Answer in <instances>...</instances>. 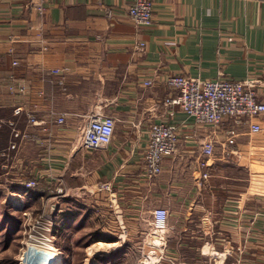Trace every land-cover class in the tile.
Masks as SVG:
<instances>
[{"label":"crops","instance_id":"crops-1","mask_svg":"<svg viewBox=\"0 0 264 264\" xmlns=\"http://www.w3.org/2000/svg\"><path fill=\"white\" fill-rule=\"evenodd\" d=\"M134 1L0 0V119H16L20 109L19 127L38 139L21 147L13 176L45 183L50 172L71 191L89 193L111 183L110 200L100 193V242L114 252L154 264H212V254L225 255V264H264V115L254 120L263 128L257 135L248 121H224L210 178L198 187L199 142L213 129L161 106L174 74L256 81L264 102V0H151L153 24L142 30L127 17ZM55 68H68L64 89L49 82L58 79L49 75ZM50 112L64 114L65 124L28 125L27 115L43 121ZM98 112L116 119L112 142L81 150V130ZM161 121L175 126L181 141L149 179L142 158L149 127ZM230 129L237 136L229 146ZM158 208L169 213L160 233L151 225Z\"/></svg>","mask_w":264,"mask_h":264},{"label":"built area","instance_id":"built-area-1","mask_svg":"<svg viewBox=\"0 0 264 264\" xmlns=\"http://www.w3.org/2000/svg\"><path fill=\"white\" fill-rule=\"evenodd\" d=\"M127 17L138 29L149 28L153 24V3L151 0H135L127 10ZM44 52L47 50L45 45L41 48ZM137 51L144 54L146 43L139 42ZM17 61L13 62L16 66ZM68 74V68H55L49 71V75L57 76V80H49L52 86L65 87V77ZM167 87L170 90L169 95L161 102V106L166 110L175 108L183 112L188 118H191L196 125L210 127L213 131L199 142L198 148V187H204L210 178V159L214 156L215 141L214 136L218 133V128L225 120L230 119L235 124L246 123L248 121L249 133L257 135L263 131L259 122L254 120L264 115V102L260 101L257 93L256 81H227L210 80L200 81L199 79L186 77L183 74H174L167 79ZM144 86H152L151 82H145ZM11 92H24V88L17 89L14 85L9 86ZM16 119L0 120V130L9 131L7 144L0 149V179H5L9 184L10 190H18L14 193L20 199H23L22 190H34L40 188V180L37 178L18 179L13 176L18 161L17 154L22 146L27 143L37 142L38 139L32 135L27 128L19 127L18 118L21 116V110L15 109ZM29 126H43L50 124L54 127H62L65 124V115L50 112L46 119L41 121L34 115H27ZM116 127V119L108 114L101 112L93 113L88 117L86 125L81 130L78 145L84 151H100L112 142ZM48 136L44 143L45 159L49 160V151L52 149L50 143V132L44 128ZM227 144L235 143L236 132L230 129L226 132ZM181 138L176 127L161 121L152 124L148 131V142L143 155L144 174L149 179L158 177L162 173V163L164 159L173 157L178 152ZM227 154L232 151L226 150ZM233 154H236L234 151ZM47 181V182H46ZM46 192L44 195H51L49 198L59 199L64 197L74 198L80 192L85 195L86 189H78L80 192L71 191L63 180L56 179L50 172L45 180ZM93 194L106 193L108 199L113 197V188L111 183H97ZM22 195V196H21ZM84 195V196H85ZM44 198V197H42ZM169 213L166 209H155L152 212L151 225L155 232H163L167 227ZM225 255L212 254V264H225ZM150 260V259H148ZM154 264V262H153Z\"/></svg>","mask_w":264,"mask_h":264},{"label":"rangeland","instance_id":"rangeland-1","mask_svg":"<svg viewBox=\"0 0 264 264\" xmlns=\"http://www.w3.org/2000/svg\"><path fill=\"white\" fill-rule=\"evenodd\" d=\"M6 136V130L0 132V149ZM5 182L0 179V264H28L31 239L48 241L63 264H104L100 258L115 253L114 248H91L97 243L94 237L100 235V193L85 195L77 190L80 194L74 198L51 199L43 193L47 185L40 181L42 189L36 190L39 194L27 201L22 195L23 199L14 195L18 190H10ZM137 256L123 253L114 264H141L143 260L153 264L154 260Z\"/></svg>","mask_w":264,"mask_h":264},{"label":"bare ground","instance_id":"bare-ground-1","mask_svg":"<svg viewBox=\"0 0 264 264\" xmlns=\"http://www.w3.org/2000/svg\"><path fill=\"white\" fill-rule=\"evenodd\" d=\"M30 241L32 245L26 258L28 264H63L59 257V252L54 250L48 241H37L35 239H31ZM91 248L94 251H105L112 249L113 245L97 242ZM141 264H147V261L143 260Z\"/></svg>","mask_w":264,"mask_h":264},{"label":"trees","instance_id":"trees-1","mask_svg":"<svg viewBox=\"0 0 264 264\" xmlns=\"http://www.w3.org/2000/svg\"><path fill=\"white\" fill-rule=\"evenodd\" d=\"M41 188L38 189H34V190H22V194L24 196V198L29 201L31 198H35L36 195H38L39 193L36 190H41ZM75 217V215L73 216ZM65 226V224H64ZM57 229V224L55 225V230ZM93 242H100V235H97L94 237ZM124 253V249H120L118 251H116L113 255H111L108 258H100V262H104V264H114L115 260L120 257V255H122Z\"/></svg>","mask_w":264,"mask_h":264}]
</instances>
